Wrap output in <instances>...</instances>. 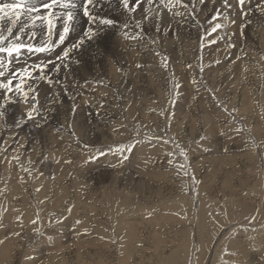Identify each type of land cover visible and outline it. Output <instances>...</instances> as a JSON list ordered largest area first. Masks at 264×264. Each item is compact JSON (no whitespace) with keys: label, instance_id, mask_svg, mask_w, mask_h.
I'll return each instance as SVG.
<instances>
[{"label":"rangeland","instance_id":"rangeland-1","mask_svg":"<svg viewBox=\"0 0 264 264\" xmlns=\"http://www.w3.org/2000/svg\"><path fill=\"white\" fill-rule=\"evenodd\" d=\"M183 3L188 8L177 6L179 30L167 22L157 25L159 19L148 13L154 25L142 31L143 41L138 40L148 51H124L126 43L118 40L119 59L106 57L113 55L124 24L149 22L143 20L150 7L144 3L131 15L125 11L122 23L113 20L112 26H105L117 29L110 38L102 35L105 42L86 40L64 61L53 51L46 52V57L58 62L46 65L45 80L35 72L36 78L28 82L36 89L40 108L33 114V124L38 126L29 144L21 142L30 122L25 116L28 105L15 96L10 103L0 99L8 124L0 123V264H264V12L258 7L264 0H246V15H241L236 0H228L230 7L224 6V0ZM159 11L163 17L165 9ZM218 11L221 17L214 20ZM201 21L203 30L198 28ZM216 23L223 28L212 32ZM196 32L199 36L194 37ZM153 35L169 39L171 47L174 37L182 42L173 58L155 45L169 57L166 70L148 41ZM95 57L100 61L95 67L82 66V59ZM138 57L143 60L138 62ZM60 63L63 67H58ZM152 65L162 73L156 82L146 72ZM78 74L88 80L78 79ZM71 83L83 88V94L68 95ZM173 83L180 87L174 88ZM58 89L68 97L63 93L61 101L55 102L53 93ZM88 102L94 115L102 111L110 116L105 115L97 133L89 127ZM42 115L47 123L40 125ZM17 122L24 126L18 136ZM121 146L124 150L118 151ZM140 171H153L164 181L145 180Z\"/></svg>","mask_w":264,"mask_h":264},{"label":"snow or ice","instance_id":"snow-or-ice-1","mask_svg":"<svg viewBox=\"0 0 264 264\" xmlns=\"http://www.w3.org/2000/svg\"><path fill=\"white\" fill-rule=\"evenodd\" d=\"M237 4L241 8V15H246L244 12V5L246 4V0H236ZM99 3V0H42L40 4H33L31 0H12L11 3H2L0 4V21H4L5 18L10 22V26L7 28V35L0 32V99H3L6 102H11L12 98L18 97L19 100L23 101L28 105V110L25 112V116L28 120L34 119V113H38L37 106V95L36 89H34L31 84L28 83L30 80H34V72L40 73L38 79L45 80V67L46 65L41 64H33L31 66H25L20 69L10 70V65L18 60L22 53L26 52L28 54H37V53H45L52 52L56 47L63 44L67 39L68 35L72 30V24L75 20L76 10L79 8L82 11L83 17L87 18L89 24H95L98 20L100 25L104 26H112L114 21L112 19L107 18H97L93 15V9L96 4ZM144 3H147L149 6L154 3L158 5L156 9L151 7L145 9V15L143 17L144 21H150L152 19L148 13H153L156 17L161 15L159 9H166L171 12L173 15H180L181 13L177 11H173L177 6L188 8L187 4H183V0H120V5L130 15L137 11V8L142 6ZM199 3H204V0H199ZM224 6L230 7L228 0H224ZM195 7V3L193 4V8ZM261 11L264 12V5H258ZM56 8L62 9L63 11L57 12ZM46 10V11H45ZM220 15L219 11L217 12V16H214L213 19H217ZM26 16L28 21L32 26H35L37 22L47 27V35L48 39L41 43L39 47L33 46L32 44H25L21 42V35L15 34L13 37V27L17 24V22ZM63 19V27L62 31L58 34V40L53 41L52 35L56 28V21L59 19ZM141 21H138L136 24L137 28L141 27ZM28 25H25L27 27ZM128 25L124 24L123 28H127ZM222 27V24L216 23L212 28V32H216L218 29ZM24 28L20 29V33H23ZM159 31V29H157ZM97 31L95 29L89 28V30L84 32V36L89 40L93 39L97 35ZM34 36L35 33H32ZM125 39H133V40H144L143 32L136 33L133 35H129L127 32H124ZM158 39H151L150 43L152 45L159 44ZM215 43V41H212ZM84 43V40L73 43L70 48L64 49L62 55L57 56L58 60L64 61L70 55V52L73 49H79ZM231 43L229 47H233ZM153 53L156 57L160 58V66L167 69L168 58L162 56L160 51L153 49ZM48 63H52V61H48ZM138 68L141 65H136ZM120 71V69H117ZM174 88H179L180 85L178 83H173ZM5 105L0 104V109H3ZM103 107V105H101ZM75 111V109H73ZM4 112L0 110V118H3ZM20 126V123L17 122V127ZM237 132L240 131L239 128L236 129ZM167 143V141H165ZM118 151H123L124 146H121ZM131 151V148H128ZM103 155V153H101ZM181 155H186L184 152H181ZM18 159V157L16 158ZM95 159V157H93ZM65 163H70V161H65ZM171 163V161H170ZM183 167V165H181ZM24 171L28 172V169H24ZM39 191V189H37ZM71 211V209H69ZM37 221L33 220L32 223L35 224ZM79 224L80 221H77ZM36 234L40 235L39 229L36 230ZM20 235V233H17ZM51 239V237H49ZM3 243V241H0ZM28 259H32V257H28Z\"/></svg>","mask_w":264,"mask_h":264},{"label":"bare ground","instance_id":"bare-ground-1","mask_svg":"<svg viewBox=\"0 0 264 264\" xmlns=\"http://www.w3.org/2000/svg\"><path fill=\"white\" fill-rule=\"evenodd\" d=\"M186 1V0H185ZM190 1V0H189ZM197 1V0H196ZM254 1V0H253ZM12 2V0H0V4H2V3H11ZM31 2L33 3V4H40L41 2H42V0H31ZM217 2V1H216ZM189 3V2H188ZM196 3H198V2H196ZM195 3V4H196ZM213 3H215L214 1H213ZM155 4V3H154ZM184 4V3H183ZM187 4V3H186ZM192 4V3H191ZM203 4V3H202ZM219 4H221V3H219ZM247 4V3H246ZM252 4V3H251ZM255 4V3H254ZM155 5H157V4H155ZM210 5V4H209ZM216 5V4H215ZM222 6H223V4H221ZM191 6V5H190ZM142 7V6H141ZM148 7V6H147ZM151 7V6H150ZM209 7V6H208ZM211 7V6H210ZM215 7H217V6H215ZM157 8V7H156ZM195 8V7H194ZM190 9H192V8H190ZM212 9V8H211ZM210 9V10H211ZM219 9V8H218ZM233 9V8H232ZM236 9V8H235ZM239 9V8H238ZM209 10V11H210ZM215 10H217V9H215ZM241 10V9H240ZM245 10V9H244ZM46 11V10H45ZM55 11H57V12H60V11H63L62 9H59V8H56L55 9ZM173 11H177L178 12V10H177V7L173 10ZM183 11V10H182ZM187 11V10H186ZM189 11V10H188ZM195 11V10H194ZM232 11V10H231ZM164 12V11H163ZM204 12V11H203ZM222 12V11H221ZM224 12L226 13V11L224 10ZM235 12H237V11H235ZM205 13H206V11H205ZM247 13V12H246ZM258 13V12H257ZM263 13V12H262ZM97 14L99 15V16H102V15H111V18H109V19H112V20H116L118 23H122V21L121 20H123V16H124V14H125V11H124V9L122 8V6L120 5V0H99V3H97L96 4V6H95V8L93 9V15L94 16H97ZM185 14V13H184ZM209 14V13H208ZM212 14V13H211ZM215 14H216V12H215ZM183 15V14H182ZM190 15V14H189ZM188 15V16H189ZM232 15V14H231ZM233 15H235V14H233ZM232 15V16H233ZM250 15V14H249ZM253 15V14H252ZM255 15V14H254ZM122 16V17H121ZM187 16V17H188ZM193 16H195V14L193 15ZM256 16V15H255ZM259 16V15H258ZM164 17V18H163ZM163 17L162 16H159V17H157L158 19H159V21H156V24L157 25H161V24H164V23H169L170 24V27H172L174 30H176V29H178V27H179V18H178V15H175V17L172 15V13L171 12H169V11H167L166 9H165V12H164V15H163ZM212 17H214V16H212ZM218 17H221V13H220V16H218ZM247 17V16H246ZM98 18V17H97ZM174 18V19H173ZM188 18H190V17H188ZM187 18V19H188ZM198 18V17H197ZM223 18V17H222ZM235 18V17H234ZM238 18V17H237ZM251 18H252V16H251ZM176 19L178 20V21H176ZM191 19H193V18H191ZM199 19V18H198ZM252 19H254V18H252ZM251 19V20H252ZM153 20V19H152ZM189 20V19H188ZM205 20V19H204ZM208 20V19H207ZM222 20V19H221ZM224 20V19H223ZM249 20H250V18H249ZM250 20V21H251ZM124 21H127V20H124ZM123 21V22H124ZM192 21V20H191ZM191 21H189L190 23H191ZM218 21V20H217ZM216 21V22H217ZM131 22V25L127 28V29H125V30H122V29H119L118 30V36H120V39H118L117 38V40H116V42H115V48L113 49L114 50V53H113V55H110V54H108V55H106V57H108L109 58V60H117V59H119V54H117V52H116V50H117V48H118V46L120 45V43L118 42V40H120L121 41V43H126V45H125V47L122 49V50H124V51H131V50H134L135 49V52L138 50V52H141V51H144V50H146V51H148L149 50V47L147 46L146 48H145V46L142 44V42H140V41H138V40H134L133 42H130L129 40H127V39H125V37H124V32H127L129 35H133V34H136L135 32H141V31H143L144 29H146V27L148 26V25H154V21H149L147 24H141V27L140 28H137L136 27V24H137V22L138 21H130ZM188 22V21H187ZM202 22V21H201ZM224 22V21H223ZM237 22V21H236ZM239 22V21H238ZM237 22V23H238ZM247 21L246 20H244L243 21V23H246ZM259 22V21H258ZM84 23H85V25H84ZM97 23H98V25L97 26H93L92 24H89L88 23V21H87V18H85V17H83V15H82V11L78 8L77 10H76V15H75V20H74V22H73V24H72V30H71V32H70V34L68 35V37H67V39L65 40V42L63 43V44H61V45H59L58 47H56L55 49H54V51H53V54L55 55V56H59V55H62V53H63V49L62 48H64V47H66V46H68L69 48L71 47V45L73 44V43H75V42H78V41H80L81 39H83L84 41H89L91 44H95L96 42H105L106 40L102 37V35L104 36V35H108L109 36V38H110V36L111 35H114V33H115V31L117 30L116 29V27H113V29H111V30H109L107 27H105L104 25H100L99 24V22H98V20H97ZM115 23V22H114ZM207 23V22H206ZM229 23H230V20H229ZM228 23V24H229ZM252 23H254V22H252ZM189 24V23H188ZM188 24H186V25H188ZM240 24V23H239ZM25 25H28L27 27H25ZM181 25H183V24H181ZM191 25V24H190ZM200 25V27H198V28H200V30H203L204 29V26H205V23L204 22H202L201 24H199ZM213 25H215V24H213ZM224 25V24H223ZM230 25V24H229ZM256 25V24H255ZM262 25V24H261ZM10 26V22L7 20V18H5V20L4 21H0V32H3V34H5V35H7L8 33H7V28ZM185 26V25H184ZM191 26H193V24L191 25ZM225 26V25H224ZM231 26V25H230ZM62 27H63V19L61 18V19H59V20H57L56 21V28H55V30H54V32H53V35H52V40L55 42V41H57L58 40V34H59V32L60 31H62ZM190 27V26H189ZM210 27H212V26H210ZM227 27V26H226ZM232 27H234V25L232 26ZM21 28H24V31H23V33H20V29ZM89 28H92V29H95L96 31H97V35L93 38V39H91V40H89L87 37H85L84 36V32L85 31H87V30H89ZM180 28V27H179ZM208 28V27H207ZM206 28V29H207ZM223 28V27H222ZM104 29L106 30L105 32H104ZM185 29V28H184ZM186 29H188V28H186ZM196 29H197V26H196ZM236 29V28H235ZM131 30H133V31H131ZM179 30V29H178ZM183 30V29H182ZM194 30H195V28H194ZM209 30V29H208ZM208 30H206V32H208ZM230 30V29H229ZM234 30V29H233ZM190 31V30H189ZM237 31V30H236ZM178 32V31H177ZM182 32L183 31H181V34H182ZM235 32V31H234ZM257 32H259V31H257ZM32 33H35V35L33 36L32 35ZM197 33V32H196ZM195 33V34H196ZM15 34H20L21 35V42H23V43H25V44H32L33 46H36V47H39L40 45H41V43L42 42H44V41H46L47 39H48V35H47V27L45 26V25H42V24H40L39 22H37L36 23V25L35 26H32L31 25V23L28 21V19H27V17L26 16H24V17H22L18 22H17V24L13 27V37L12 38H14V36H15ZM184 34V33H183ZM186 34H188L189 35V37H191L190 35L192 34V32H189V33H186ZM194 34V37H197V35L199 34V33H197L196 35ZM188 35H187V37H188ZM176 36V35H175ZM183 36H185V38H187L186 37V35H183ZM199 36V35H198ZM203 36H204V34H203ZM177 37H178V39H180V40H183L182 39V37H180V36H178V34H177ZM205 37H206V35H205ZM217 37V36H216ZM201 38V37H200ZM200 38H198V39H200ZM263 40H264V36H262L261 37ZM151 39H158L160 42H159V46L162 48V51H163V54L165 55V52H166V56H170V55H172V58L174 57L173 56V54L179 49V47H180V45H181V43L182 42H179V41H177L176 40V38L174 37V39L172 40V46L173 47H171V44H170V40L169 39H166V38H164V37H161V36H159V35H153L152 37H151ZM197 39V40H198ZM258 39V38H257ZM147 40V39H146ZM219 40V39H218ZM148 41H150V39L148 40ZM187 41V40H186ZM185 41V42H186ZM196 41V40H195ZM200 41V40H199ZM202 41H203V39H202ZM130 42V43H129ZM197 43V42H196ZM199 43V42H198ZM221 43V42H220ZM237 43V42H236ZM235 43V44H236ZM262 44H263V46H264V41H262ZM152 45V44H151ZM183 45V44H182ZM188 45V44H187ZM192 45V44H191ZM201 45V44H200ZM205 45V44H204ZM207 45V44H206ZM221 45V44H220ZM93 45H91L89 48H91ZM193 46V45H192ZM211 46V45H210ZM213 47V46H212ZM218 47H219V45H218ZM217 47V48H218ZM152 48L153 49H156V50H158L157 49V47L155 46V45H152ZM185 48V47H184ZM183 48V49H184ZM214 48V47H213ZM183 49H181L182 51H183ZM186 49V48H185ZM206 49V48H205ZM204 49V50H205ZM220 49V48H219ZM223 49H224V47H223ZM189 50H191V49H189ZM207 50V49H206ZM210 50V49H209ZM194 51V50H193ZM200 51V52H199ZM198 52L199 53H201V50H199ZM219 51V50H218ZM260 51H261V49H260ZM89 52L90 53H94L95 51L94 50H92V49H89ZM178 52V51H177ZM185 52V51H184ZM183 52V53H184ZM188 52V51H187ZM197 52V51H196ZM210 52V51H209ZM213 52V51H212ZM215 52H216V49H215ZM221 53V52H220ZM44 55H40V53H37V54H28V53H26V52H24V53H22V55H21V57L18 59V60H16V61H14L11 65H10V68H12V67H15V65H18V64H25V66L26 65H28V66H31V65H33V64H41V63H43V64H45V65H47V64H50L51 65V67H52V63L54 62V63H56V62H58V60L56 59L55 61L54 60H51L50 58H48V57H46L45 55H47V53L45 52V53H43ZM193 54H194V52H193ZM197 53H195V55H196ZM217 54H218V52H217ZM97 55H98V53H97ZM177 55V54H176ZM184 55H185V53H184ZM201 55H202V53H201ZM204 55H206V54H204ZM223 54H221L220 56H222ZM226 55V54H225ZM72 56V55H71ZM135 57L137 56V55H134ZM165 56V57H166ZM180 56V55H179ZM183 56V55H182ZM187 56V55H186ZM218 56H219V54H218ZM238 56V55H237ZM98 57H100V56H98ZM200 57V56H199ZM204 57V56H203ZM202 57V58H203ZM208 57V56H207ZM211 57V56H210ZM213 57V56H212ZM182 58V60H183V57H181ZM235 58V57H234ZM21 59V61H19ZM171 59V58H170ZM180 59V58H179ZM185 59H186V57H185ZM189 59V58H188ZM223 59V58H222ZM222 59H220V60H222ZM143 60V58L142 57H138L137 58V61L139 62V61H142ZM147 61H148V59H146ZM168 60H169V57H168ZM190 60H191V58H190ZM216 60H217V58H216ZM233 60V59H232ZM48 61H52V63H48ZM68 61V60H67ZM177 61H178V59H177ZM222 61H224V60H222ZM253 61V60H252ZM171 62H173V61H171ZM175 62H176V60H175ZM181 62V61H180ZM197 62V61H196ZM98 63H100V61H99V59L98 58H93L91 61H88L87 59H82V66H84V64L85 65H87L89 68H93V67H95V65L94 64H98ZM177 63V62H176ZM251 63V62H250ZM62 63H60V66H58V67H63V65H61ZM184 64V63H183ZM20 66V67H23V66ZM170 65H172V64H170ZM175 65V64H174ZM178 65V64H177ZM176 65V66H177ZM180 65V64H179ZM204 65V64H203ZM222 65V64H221ZM146 66H150L149 65V63H146ZM229 66V65H228ZM248 66V65H247ZM133 67H136V66H133ZM168 67H169V64H168ZM175 67V66H174ZM180 67V66H179ZM191 67V66H190ZM203 67V66H202ZM201 67V68H202ZM212 68L214 67V65L213 66H211ZM237 67V66H236ZM48 68V67H47ZM83 68V67H82ZM173 68V67H172ZM181 68V67H180ZM222 69L224 68L223 66L221 67ZM256 68V67H255ZM255 68H254V70H255ZM83 69H85V68H83ZM83 69H80V72H81V74L84 72V70ZM164 69V68H163ZM178 69V68H177ZM184 69V68H183ZM193 69V68H192ZM192 69H191V72H192ZM195 69V68H194ZM193 69V70H194ZM238 69V68H237ZM244 69V68H243ZM257 69V68H256ZM102 70V69H101ZM165 70V69H164ZM182 70V69H181ZM180 70V71H181ZM200 70V69H199ZM207 70V69H206ZM210 70V69H209ZM230 70H231V68H230ZM50 71V70H49ZM94 71H95V69H94ZM135 71H136V69H135ZM138 71V70H137ZM160 71H161V69L159 68H157V65H152V68L151 69H147L146 70V72H147V74L148 73H152L153 75H152V81L153 82H156L157 80H158V77L160 76L161 77V75H162V73H161V75H160ZM175 71H176V69H175ZM183 71V70H182ZM238 71H239V69H238ZM103 72V71H102ZM191 72H189V73H191ZM202 72V71H201ZM205 72V71H204ZM210 72H211V70H210ZM35 73V72H34ZM51 73V72H50ZM98 73V72H97ZM188 72H187V76H188V74H189ZM213 73V72H212ZM235 73V72H234ZM233 73V74H234ZM86 74V73H85ZM90 74H93L92 72L90 73ZM146 74V75H147ZM223 74H225V73H223ZM231 74V73H230ZM244 74V73H243ZM101 75V74H100ZM151 75V74H150ZM150 75H148V76H150ZM164 75V74H163ZM206 75H208V74H206ZM220 75V74H219ZM87 76V75H86ZM203 76V75H202ZM209 76V75H208ZM237 76V75H236ZM77 77H78V79H80V80H84L85 78H82V76L80 75V74H78L77 75ZM98 77H99V75H98ZM129 77V76H128ZM131 78H132V76H130ZM137 77V74H136V76L135 77H133L134 78V80H135V78ZM182 77V76H181ZM189 77L191 78V75L189 74ZM200 77H201V74H200ZM207 77V76H206ZM211 77V76H210ZM55 78V77H54ZM91 78V77H90ZM182 78H184V77H182ZM188 78V77H187ZM209 78V77H208ZM233 78V77H232ZM231 78V79H232ZM46 79V78H45ZM87 79V78H86ZM96 79V78H95ZM94 79V80H95ZM194 79V78H193ZM201 79H202V77H201ZM210 79V78H209ZM88 80V79H87ZM96 80H98V79H96ZM189 80V79H188ZM191 80V79H190ZM203 80V79H202ZM205 80H207L208 81V79H206L205 78ZM239 80V79H238ZM43 81V80H42ZM86 81V80H85ZM109 81H112V79L111 78H109ZM29 82V81H28ZM61 82V81H60ZM70 82H72V81H70ZM81 82V81H80ZM93 82V81H92ZM97 82V81H96ZM99 82V81H98ZM127 82H131L130 81V79H128L127 80ZM126 82V83H127ZM186 82V81H185ZM199 82V81H198ZM210 82V81H209ZM212 82V81H211ZM228 82V81H227ZM232 82V81H231ZM32 83V82H31ZM99 83H101V82H99ZM114 83V82H113ZM122 83H124V82H122ZM191 83V82H190ZM203 83V82H202ZM208 83V82H207ZM206 83V84H207ZM229 83V82H228ZM74 84H75V82H74ZM188 84V83H187ZM195 84V83H194ZM71 85H73L72 83L70 84V86ZM106 85V84H105ZM123 85H127V84H123ZM184 85V84H183ZM209 85V84H208ZM80 87H81V85H79ZM99 86V85H98ZM182 86V85H181ZM202 86V85H201ZM39 87V86H38ZM49 87V86H48ZM86 87V86H85ZM84 87V88H85ZM186 87H187V85H186ZM185 87V88H186ZM190 87V86H189ZM35 88V87H34ZM88 88V87H87ZM190 88H192V87H190ZM52 89L54 90V89H56V87H52ZM61 89V88H60ZM201 89V88H200ZM235 89H237V88H235ZM191 89H189V91H190ZM192 90H193V88H192ZM57 91V90H56ZM83 92H84V89L82 88H79V87H74V85H73V87L71 86V88L70 89H68V91H67V94L69 95H71V96H73V95H81V94H83ZM201 92V91H200ZM50 93V92H49ZM64 92H62L61 90H59L58 89V91L56 92V93H53V99L55 98L56 99V101L55 102H60L61 101V99L63 98V96H64V94H66V93H64ZM185 93V92H184ZM189 92H187V94H188ZM194 93V92H193ZM204 93V92H203ZM208 93V92H207ZM248 93V92H247ZM38 94V93H37ZM55 94V95H54ZM66 94V95H67ZM249 94V93H248ZM40 96H41V94H39ZM51 95V94H50ZM65 95V96H66ZM68 95H67V97H68ZM207 95V94H206ZM39 96V97H40ZM70 96V97H71ZM188 96H189V94H188ZM203 96V95H202ZM201 96V97H202ZM205 96V95H204ZM203 96V97H204ZM44 97V96H43ZM51 97H52V95H51ZM82 97V96H81ZM80 97V98H81ZM186 97V96H185ZM190 97V96H189ZM199 97V96H198ZM207 97V96H206ZM205 97V98H206ZM209 97V96H208ZM15 98V97H14ZM17 98V97H16ZM79 98V99H80ZM68 99V98H67ZM74 99H75V97H74ZM192 99V98H191ZM42 100L43 99H41L40 101H41V103H42ZM66 100V99H65ZM177 100V99H176ZM197 100V99H196ZM196 100H194V101H196ZM204 100H207V98L206 99H204ZM14 101V100H13ZM50 101V100H49ZM198 101V100H197ZM23 102V101H22ZM51 102H52V100H51ZM54 102V101H53ZM55 102H54V104H55ZM94 101H92L91 102V104L93 103ZM99 102V101H98ZM101 102V101H100ZM187 101H185V103H186ZM4 103H6V102H4ZM40 103V104H41ZM79 103V102H78ZM86 103V102H85ZM89 104H90V102H88ZM74 104H75V102H74ZM89 105L88 107H87V112H89V113H92V105ZM4 105V104H3ZM38 105V104H37ZM45 105V104H44ZM43 105V106H44ZM50 105V104H49ZM52 105V104H51ZM60 105V104H59ZM70 105V104H69ZM10 106V105H9ZM73 106V105H72ZM76 106V105H75ZM187 106V105H186ZM47 107H52V106H47ZM100 107V106H99ZM104 107H105V105H104ZM40 109V108H39ZM38 109V110H39ZM77 109V108H76ZM40 111V110H39ZM44 111V110H43ZM83 110H81V111H79L80 112V115L82 116V114H81V112H82ZM97 111V110H96ZM134 111V110H133ZM48 112V111H47ZM108 113V112H107ZM44 114V113H43ZM68 114V113H67ZM105 115H107V114H105ZM105 115H104V113L101 111V113H97L96 115H94L93 113H92V116L90 117L91 118V124H90V128L94 131V133L96 132H98L99 131V127L101 126V125H99V124H102L103 123V120L105 119ZM5 116V115H4ZM46 116L47 117H49V115H48V113L46 114ZM68 116V115H67ZM80 116V119L82 118ZM108 116V115H107ZM112 116V115H111ZM185 116V115H184ZM41 118H42V120H41V118H39V120H40V125H42V124H45V123H47V120H46V117H45V115H42V116H40ZM108 117H110V116H108ZM78 118V117H77ZM5 119L7 120V118L6 117H4V118H1L0 120V123H2L3 124V127H8V124H5ZM74 119H75V117H74ZM73 120V119H72ZM30 121V122H29ZM33 121H35L34 119L33 120H28V122H29V125L28 126H26V129H27V131H26V135L24 136V135H21V138L23 137V139H21V142H23V140H24V142H26V144H29V141H30V139H31V137H32V134H33V132H34V129L38 126H36L35 124H33ZM108 121V120H107ZM28 122H27V124H28ZM69 122H70V120H69ZM72 123V122H71ZM74 123V122H73ZM67 124V123H66ZM76 124V123H75ZM65 125V124H64ZM83 125H86L87 126V124L86 123H84ZM103 125V124H102ZM67 126V125H66ZM80 126H82V124L80 125ZM22 129H21V128ZM20 127H18V128H20V129H18L17 128V131L15 130V134L18 136V135H20L21 134V131H23V125H21ZM64 127V126H63ZM77 127H79V126H77ZM66 128V127H65ZM68 128V127H67ZM73 128H74V126H73ZM72 128V129H73ZM82 128V127H81ZM85 128V127H84ZM89 128V129H90ZM69 130V129H68ZM71 130V129H70ZM81 130V129H80ZM122 130V129H121ZM51 131H53V130H51ZM65 131V130H64ZM72 131V130H71ZM74 131V130H73ZM102 131H104V128H103V130ZM102 131H100V132H102ZM1 132V131H0ZM70 132V131H69ZM75 132V131H74ZM77 132V131H76ZM86 132L88 133V131L86 130ZM91 133V132H90ZM107 133V132H106ZM12 134H14V133H12ZM70 134V133H69ZM83 134V133H82ZM89 134V133H88ZM103 134V133H102ZM109 134V133H108ZM121 134H123V133H121ZM78 135H80L81 136V134H78ZM95 135V134H94ZM14 136V135H13ZM61 136V135H60ZM108 136V135H107ZM100 137V136H99ZM109 137H111V136H109ZM12 138V137H11ZM14 138V137H13ZM18 138V137H17ZM53 138H57V136L56 137H53ZM95 138H96V136H95ZM64 139V138H63ZM90 139V138H89ZM19 140V139H18ZM32 140H33V138H32ZM50 140V139H49ZM53 139H51L50 141H52ZM58 140V139H57ZM85 140H87V139H85ZM97 140H99L98 138H97ZM16 141V136H15V139L13 140V142H15ZM59 141H60V138H59ZM80 141V140H79ZM84 141V140H83ZM31 142V141H30ZM58 142V141H57ZM78 142V141H77ZM80 142H82V141H80ZM19 143V142H18ZM91 143V142H90ZM13 144H15V143H13ZM19 145V144H18ZM145 149V148H144ZM146 150H147V148H146ZM136 155V154H135ZM139 160H140V158H139ZM136 161V160H135ZM144 163V162H143ZM149 164V163H148ZM133 166V165H132ZM77 167V166H76ZM140 167L142 168V166L140 165ZM150 167V166H149ZM144 168V167H143ZM137 169H139V168H136V170ZM140 170V169H139ZM138 170V171H139ZM143 170V169H142ZM147 170V169H146ZM134 171H135V169H134ZM51 172H54V171H52L51 170ZM156 172V171H155ZM146 173V172H145ZM160 173H163V172H160ZM159 174V173H158ZM140 175H143V177L145 178V180L146 179H148V178H153V180L154 181H162L163 180V178H162V180H160V178L158 177V175H156V174H153V171H152V173H150V172H147L146 174H142V172L140 171ZM152 180V179H151ZM164 181V180H163ZM150 185V184H149ZM182 197V196H181ZM54 208V207H53ZM57 209V208H56ZM85 213V212H84ZM89 216V215H88ZM142 218V217H141ZM140 218V219H141ZM134 220V219H133ZM137 220H139V218L137 219ZM144 221V220H143ZM206 221V220H205ZM209 222V221H208ZM156 223V222H155ZM65 225V224H64ZM131 225V224H130ZM205 226V225H204ZM140 228V227H139ZM138 230V232H140V229H137ZM202 230V229H201ZM203 230H205L204 228H203ZM212 230V229H211ZM137 232V233H138ZM205 233V232H204ZM208 233V232H207ZM210 233V232H209ZM202 234V233H201ZM66 235V234H65ZM135 235V234H134ZM137 236V235H136ZM139 236V235H138ZM141 236V235H140ZM206 236V235H205ZM162 241H160V240H158V242L157 243H161ZM234 244H236L237 242H233ZM162 244H163V242H162ZM203 245V244H202ZM237 245V244H236ZM236 245H231V248L232 249H235L236 250V248L238 247V246H236ZM59 246V245H58ZM167 246V245H166ZM127 249V248H126ZM134 250V249H133ZM55 252V251H54ZM134 253V252H133ZM51 254V253H50ZM132 254V253H131ZM136 254V253H135ZM259 255L262 257V252L260 251V253H259ZM138 256V255H137ZM1 257V256H0ZM199 257H201V256H199ZM46 261V260H45ZM263 264V263H262Z\"/></svg>","mask_w":264,"mask_h":264}]
</instances>
